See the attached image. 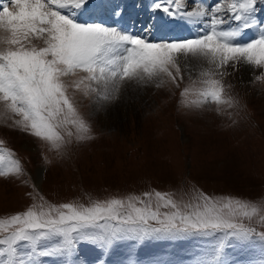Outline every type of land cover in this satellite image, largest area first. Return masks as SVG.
<instances>
[{
  "label": "snow or ice",
  "instance_id": "1",
  "mask_svg": "<svg viewBox=\"0 0 264 264\" xmlns=\"http://www.w3.org/2000/svg\"><path fill=\"white\" fill-rule=\"evenodd\" d=\"M192 2L196 6L189 8L187 0H153V12L199 28L189 38L151 40L81 19L103 15L105 0H0V119H11L9 127L60 154L73 138H93L75 100L77 93L103 104L117 100L126 82L155 83L159 88L167 80L179 88L184 79L180 60L189 57L200 62L199 86L194 81L184 87L181 104H215L217 112L225 105L236 108L239 101L226 94L231 85L223 79L231 75L229 67L260 69L255 80L264 83V0H214L211 6L206 0ZM252 29L255 38L241 42ZM23 175L21 160L0 139V177ZM32 188L28 195L39 202L0 217V264L71 257L81 241L106 251L117 241L147 237L205 238L208 247L192 264H228V248L253 252L249 264H264V230L257 228H264V199L194 189L188 200H177L172 193L153 190L85 205L52 203L35 185Z\"/></svg>",
  "mask_w": 264,
  "mask_h": 264
},
{
  "label": "rangeland",
  "instance_id": "2",
  "mask_svg": "<svg viewBox=\"0 0 264 264\" xmlns=\"http://www.w3.org/2000/svg\"><path fill=\"white\" fill-rule=\"evenodd\" d=\"M135 5L139 8L147 2L136 0ZM152 22L145 21L150 26ZM34 42L43 46L42 41ZM192 59L180 60L184 79L179 88L167 80L159 88L155 83L126 82L117 100L103 104L77 93L75 100L92 127L93 138H73L60 154L44 141L9 127L11 119H0V139L25 168V175L19 178L0 177V217L39 202L28 195L32 185L49 202L85 205L153 190L172 193L177 200H188L194 189L250 201L264 199V83L255 80L261 70L251 66L247 76L243 65L236 70L229 67L231 75L223 77L231 85L226 94L234 96L239 105H225L217 112L215 104L197 107L180 102L184 87L194 81L199 86L200 64L195 66ZM26 179L28 184L23 183ZM123 241L106 251L90 242H78L76 249L84 255L80 259L75 251L72 259L80 260L79 264H123L121 253L132 251L135 264H192L208 247L205 238L147 237L127 240V248L121 251ZM252 255L228 248L225 258L228 264H249ZM69 258L44 256L40 264H68Z\"/></svg>",
  "mask_w": 264,
  "mask_h": 264
},
{
  "label": "bare ground",
  "instance_id": "3",
  "mask_svg": "<svg viewBox=\"0 0 264 264\" xmlns=\"http://www.w3.org/2000/svg\"><path fill=\"white\" fill-rule=\"evenodd\" d=\"M111 2H114V0H105V3H106V5H107V11L103 14V15H100L99 13H97V15L95 16V17H89V16H84V17H81V19L82 20H86V21H90V20H95V19H97L98 21H100V22H105V23H107V24H110V25H114V26H118V27H120V28H122V29H124V30H127V31H130V32H132L133 34H137L136 32V30H135V27H136V25H137V23H139V16L137 15V19L135 20V18H136V12L138 11V10H135L134 8H135V6H134V2L132 1V0H129V5L126 7V9H122L123 11H122V13H121V15H118V16H116V15H113L112 14V12H113V10H115V8H114V6H113V4H111ZM214 3V0H212V4ZM138 6H140V5H138ZM196 5H191L190 7H195ZM151 7V2H148V4H147V6L145 7V8H142V9H140V11H139V13H141V12H143V11H152V9L150 8ZM264 7V6H263ZM140 8V7H139ZM117 10H120V7H117ZM155 15H156V13H154ZM161 17H164V16H161ZM176 21V20H175ZM178 21V20H177ZM176 21V22H177ZM193 60V62L195 63L194 65L195 66H199V64H200V62H198L196 59H192ZM251 66L250 65H243V75H247V76H250V72H251V68H250ZM198 68H196V70H197ZM200 70H201V67L199 66V70H198V72H200ZM30 145V144H29ZM127 241V240H126ZM126 241H123V242H121L120 244H119V247L121 248V251H123L124 249H126L127 248V242ZM172 242V241H171ZM132 243V242H131ZM149 243V242H148ZM129 247V246H128ZM89 248V247H88ZM178 248V247H177ZM86 250V248L84 247L83 248V251H85ZM129 250H130V248H129ZM132 250H134V249H132ZM77 251V250H76ZM127 252H128V250H127ZM132 252V251H131ZM130 252V253H131ZM117 253V252H116ZM121 253V252H120ZM74 255L75 254H73L72 256H71V261H72V263H75L76 264V261L77 260H74V259H72V258H74ZM156 257H158V253H156V254H154ZM122 256H123V253H121V258H122ZM160 258V257H159ZM116 259H118V258H116ZM134 259V258H133ZM162 259V258H161ZM119 260V259H118ZM131 260V256H130V254H127V256L125 257V261H124V263L125 264H127V262L128 261H130ZM117 262V261H116ZM119 263H120V261H118ZM118 262H117V264H118ZM123 262V261H122ZM123 263V264H124Z\"/></svg>",
  "mask_w": 264,
  "mask_h": 264
}]
</instances>
